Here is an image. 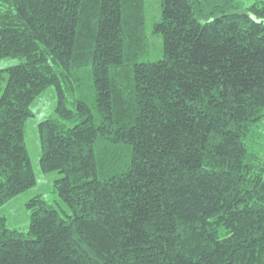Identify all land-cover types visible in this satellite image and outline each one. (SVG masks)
Wrapping results in <instances>:
<instances>
[{
    "label": "trees",
    "instance_id": "1",
    "mask_svg": "<svg viewBox=\"0 0 264 264\" xmlns=\"http://www.w3.org/2000/svg\"><path fill=\"white\" fill-rule=\"evenodd\" d=\"M0 0V208L43 173L67 208L0 218V264H264V2Z\"/></svg>",
    "mask_w": 264,
    "mask_h": 264
},
{
    "label": "rangeland",
    "instance_id": "2",
    "mask_svg": "<svg viewBox=\"0 0 264 264\" xmlns=\"http://www.w3.org/2000/svg\"><path fill=\"white\" fill-rule=\"evenodd\" d=\"M258 1L264 2V0H238L239 4L236 12H243L247 7ZM148 3L149 8L147 7V10L150 16L147 24V34L150 41L151 53L147 58L142 59V61H157L163 57V40L161 37L152 34V28L155 22L160 18L159 15L157 19V15L161 12V2L160 0H148ZM18 63H20L19 59H2L0 60V70ZM56 105L57 98L53 87L46 89L32 103L31 108L34 112V116L27 121L26 137L32 164L36 172L37 182L34 187L0 208V218L7 219V226L10 229L19 230L21 232L28 231L30 225V210L28 208V203L36 197L42 198L59 211L64 209L67 211V208L61 202L55 189V181L61 177V174L58 172L43 173L39 165L42 149L38 125L41 121L54 117Z\"/></svg>",
    "mask_w": 264,
    "mask_h": 264
}]
</instances>
